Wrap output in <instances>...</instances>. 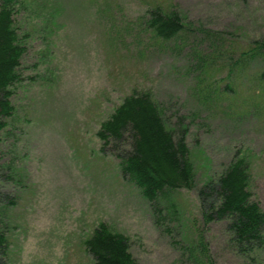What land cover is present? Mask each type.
<instances>
[{
	"label": "rangeland",
	"instance_id": "374dc122",
	"mask_svg": "<svg viewBox=\"0 0 264 264\" xmlns=\"http://www.w3.org/2000/svg\"><path fill=\"white\" fill-rule=\"evenodd\" d=\"M21 5L16 21L28 53L13 87L15 114L0 141L1 162L12 163L20 179L7 184V168H0V189L18 197L10 263L91 264L84 241L105 221L130 237L136 264H193L186 245L198 233L215 264H264V247L242 256L229 243L225 223L205 222L196 190L174 191L180 220L160 225L138 187L121 176L117 160L101 151L97 136L125 96L150 90L191 125L197 184L218 174L235 153L247 155L251 189L264 208V95L253 79L258 66L236 81L223 69L197 83L200 72L189 70L191 51L156 39L143 21L158 5L178 8L192 26L226 30L220 47L240 49L253 35L264 37V0Z\"/></svg>",
	"mask_w": 264,
	"mask_h": 264
},
{
	"label": "trees",
	"instance_id": "16d2710c",
	"mask_svg": "<svg viewBox=\"0 0 264 264\" xmlns=\"http://www.w3.org/2000/svg\"><path fill=\"white\" fill-rule=\"evenodd\" d=\"M26 1L0 0V141L8 120L15 114L13 87L20 82V66L28 53L16 21V13ZM50 16L54 20V15ZM188 19L178 8L164 10L158 5L147 11L143 21L156 39L164 43L181 42L178 48L185 46L191 51L194 63L189 70L195 68L200 72L197 83L208 74L213 80L212 72L220 73L223 69L236 81L255 65L259 69L253 79L264 95V37L253 35L240 49L222 48L219 41L226 30H213L201 23L192 26ZM226 87L233 89L229 83ZM179 112L167 108L151 92L135 89L102 122L98 131L101 150L119 160L123 177L141 188L160 225L167 224L166 220H180L178 202L172 196L174 191L196 190L205 222L225 223L227 239L238 254L246 256L259 251L264 247V208L251 189V160L247 155L235 153L218 174L199 186L188 140L191 125L180 121L184 117ZM175 117L180 118L175 122ZM1 160L0 154V168H7L3 181L7 184L20 181L14 165L8 162L4 165ZM17 199L11 191L0 189V264H11V234L15 227L12 208L18 204ZM198 234L195 243L186 245L189 258L193 264H215L203 234ZM84 244L91 264H136L130 237L108 223H100Z\"/></svg>",
	"mask_w": 264,
	"mask_h": 264
}]
</instances>
